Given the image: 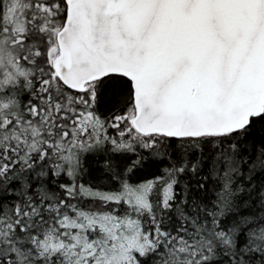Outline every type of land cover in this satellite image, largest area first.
I'll return each mask as SVG.
<instances>
[{"label":"snow or ice","instance_id":"obj_1","mask_svg":"<svg viewBox=\"0 0 264 264\" xmlns=\"http://www.w3.org/2000/svg\"><path fill=\"white\" fill-rule=\"evenodd\" d=\"M258 122L264 0H0V264H264Z\"/></svg>","mask_w":264,"mask_h":264},{"label":"trees","instance_id":"obj_2","mask_svg":"<svg viewBox=\"0 0 264 264\" xmlns=\"http://www.w3.org/2000/svg\"><path fill=\"white\" fill-rule=\"evenodd\" d=\"M115 86L113 84H109L108 88L105 90V96L101 98L100 101V109L102 112H107L114 103L112 98V90ZM110 134L115 135V131L109 129ZM249 146H251V142L255 141L259 144L261 141H264V124L258 122L256 127L253 129L252 134L247 138ZM144 156H148L147 153H143ZM137 159L135 154H128L119 159V163L121 166L130 165L133 160ZM174 162L178 163L177 157H172L171 160L168 158L156 159L152 157H148L146 160H142L141 163L133 169V173L130 174V182H142L146 180H150L156 176H160L164 174V169L172 166ZM195 162V157L190 158L189 163ZM86 166L92 169V178L96 179L99 170L95 168V161L88 159L86 161ZM200 176L207 175L206 172H200ZM178 179L181 182L186 183H195V178L191 172L186 171L185 173L178 176ZM257 185H264V177L257 178ZM206 188H208L209 196L215 198L214 192L218 191L216 184L207 183Z\"/></svg>","mask_w":264,"mask_h":264},{"label":"rangeland","instance_id":"obj_3","mask_svg":"<svg viewBox=\"0 0 264 264\" xmlns=\"http://www.w3.org/2000/svg\"><path fill=\"white\" fill-rule=\"evenodd\" d=\"M131 183L135 184V183H138V182H131Z\"/></svg>","mask_w":264,"mask_h":264}]
</instances>
